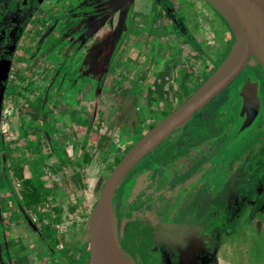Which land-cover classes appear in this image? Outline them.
I'll use <instances>...</instances> for the list:
<instances>
[{"label":"rangeland","instance_id":"1","mask_svg":"<svg viewBox=\"0 0 264 264\" xmlns=\"http://www.w3.org/2000/svg\"><path fill=\"white\" fill-rule=\"evenodd\" d=\"M70 1L65 0L66 9L56 24L43 27L49 31L41 51H36L39 42L35 39L22 40L21 44L29 45L16 54L19 58L0 56V264H72L77 249L88 243L93 208L116 160L190 97L232 44L223 19L204 0H159V5L152 0H111L95 5L94 10L87 9L92 0H76L87 9L80 12L69 10ZM1 2L4 10L6 1ZM129 2L128 34L110 58L108 38L116 18L112 15L108 22L107 13L114 3L124 8ZM50 14L51 9L47 17L54 18ZM19 19L12 18L16 23ZM93 20L103 23L100 30L89 38L79 36ZM7 42L1 43L0 52L12 43ZM247 68L264 81L258 66ZM228 88L198 118L196 114L188 128H180L172 140L167 138L155 149H168L170 155L174 147L185 145L189 135L207 136L210 130L216 135L212 129L224 136L230 133L224 112L236 106L222 101L232 91ZM213 151L187 153L185 164L172 170L182 178L168 189L161 190L169 178L167 171L161 170L154 179L143 174L141 181L142 168L132 170L112 206L115 239L123 256L129 252L134 263L137 259L135 264L174 262L148 237L162 243L165 210L188 178L189 164L201 165L200 159ZM148 157L146 165L164 159L159 153ZM223 162L217 160L218 168L208 178L206 201L214 197L227 174ZM250 162L249 169L228 180L241 201L219 197L218 206H206L209 212L217 211L203 217L207 234L196 231L202 250L193 246L181 250L180 264H264V168L261 160ZM16 168L22 170L23 181L43 184V203L28 208L16 203L24 183L16 180ZM150 200L152 204L146 207ZM191 202L192 197L179 212L185 225L201 221L197 206L202 200L194 204L193 216ZM172 219L165 223L172 227ZM195 230L190 227L184 232L191 235ZM205 239L209 244L205 245ZM181 240L174 238L176 244ZM86 251L88 245L77 264H90Z\"/></svg>","mask_w":264,"mask_h":264},{"label":"flooded vegetation","instance_id":"2","mask_svg":"<svg viewBox=\"0 0 264 264\" xmlns=\"http://www.w3.org/2000/svg\"><path fill=\"white\" fill-rule=\"evenodd\" d=\"M5 1H6L7 7L4 10L0 8V45L1 43L6 42V41L8 42L12 41V43L10 44L9 47H7L5 52L4 51L0 52V56L1 54H3L1 57H6V58L14 57L16 56V54L20 55L23 52V48H27L29 43L28 45L26 44L24 46L23 44H21L22 40H26V43H27L35 39L36 41L39 42L38 45L36 46V51H41L43 49L41 44L42 42L47 40V37H48L47 33L49 31L47 29H44L43 27L47 23L50 25L56 24L58 21V18L63 15L62 14L63 9H66L64 7L65 3H68V2H65V0H5ZM47 1L49 3H47ZM99 1L100 0H92L91 5H89L87 9L94 10L95 5H100L102 3H109L111 0H101L102 2H99ZM122 1L124 0H120V2ZM152 3L159 5V0H152ZM114 4H116L115 7L111 9L110 11H108L107 13L108 22L112 21L113 19L111 18L112 15H114L116 18V21H115V24L112 30V34L108 38V42H109L108 46L110 47L108 54L111 53L110 58L114 57V54L120 48L119 45H121V43L127 36L128 30L130 27V20L132 17V3L130 2L127 3V6L124 8L121 7L122 3H118V4L114 3ZM114 4H111V6ZM70 5L72 6L69 7V10H77V12H80V10H84L82 8H85V7H82L81 3L76 0L70 1ZM149 5L151 7V4ZM0 6H2L1 0H0ZM49 9H51L50 15H53L54 18L47 17ZM87 9L85 8V10ZM14 16L20 17L19 23H16V21L12 20ZM91 16H89V18ZM100 20L98 22H95L93 20L89 29L87 31L83 29L81 35L79 36L89 38L90 35L92 36L93 33L100 30L99 25L103 24L102 22L100 23ZM23 23H24V27L22 26ZM26 25L27 27H25ZM75 25H79L78 20L75 21ZM51 34L53 33L51 32ZM20 36H23L25 38H21ZM79 36H77V39L79 38ZM19 55H17L16 58H19ZM262 75L264 76L263 72H262ZM246 76H251L252 80L258 81L257 95L261 103L260 113H259L258 120L254 123V125L248 130H246L243 135L233 140L235 132L237 131L241 123V118L239 117V110L241 107V102H240V99L238 98V95L242 88L243 80L245 79ZM230 87L229 88L232 91H230V93L226 92V94L224 95L222 99V101H224V99L226 101L230 100L233 103V105L236 106L235 109L232 108L230 111L224 112V116L227 117L225 120L227 123V126L231 128L230 133L224 136L223 134H219V130H215V129H212V131L214 130V132H216V135L210 134L211 130L209 131V134L207 136L202 135L201 132L199 134L195 133L194 135H189L190 133L189 134L186 133V135L188 134L190 136L188 137L189 140L185 143L184 146L174 147L176 151L175 152L173 151L170 155L167 154L168 149H163V150L155 149L153 150V152L149 154V156H152L157 153L163 155L164 159L162 162H159L158 164L149 162L146 165V160L149 158L147 155L138 165L139 168H142V170L139 172V177H138L141 181L143 180L142 179L143 174H146V178L148 179L151 177H153L154 179L155 175L159 176L158 172H160L161 170L167 171L169 178L167 179V183L163 185L161 190L168 189L171 187V185L174 184L176 180L178 181V179L182 178L181 176L175 174V172H173L172 170L177 169L181 165L185 164L187 155L189 153L193 151H198V149H205V151L208 149L214 150L213 153H211L209 156H205L200 159L201 165H196L195 162H192L191 164H189V170L191 172L188 178L181 184L180 188L175 192L174 198L172 199L168 208L165 210L163 220H162V223L165 225V227L162 228L163 231L161 227L159 229V231H162V234H161L162 243L158 244L156 241H153L148 237V239L150 240V243L155 245L154 246L155 248L162 247L161 253H163L162 250H164L167 255L170 254V257L174 261V262L170 261L169 263L171 264H180V251L181 250L183 251L188 248L191 249L190 247L192 246H193L192 248L194 249L202 250V244L200 240L201 237L198 234L196 235L197 233L196 231H198L199 234L201 233L207 234L206 231L208 227L203 222L204 221L203 217L207 216L208 214L209 215L211 214L212 216L217 211V210L215 211L212 210L211 212H209V210L206 209V206H208V204L216 205V202H218L219 197L223 199L226 198L227 199L226 201H229V202L231 200L233 201L237 200V203L241 201L240 199L241 197L238 194H235V192L233 191V187L232 185H230V182L228 181L229 177L233 175L234 173L240 172V170H244V168L249 169L251 165V162H250L251 160L253 161L252 164H255L254 161H256L257 159L261 160L263 168H264V81L262 80V76L254 75L247 68L245 72L238 78V80ZM225 91H223L222 93H224ZM215 99H213L210 103H212ZM199 114H202V113H198L196 118H198ZM193 121L194 120H190L189 123H187L183 129L188 128L193 123ZM202 122L208 124L206 120ZM179 131L180 129L177 130L174 134H176ZM217 135L219 136L216 137ZM199 136L202 137V141L200 142L197 141V138ZM173 137L174 136L172 135L168 139L172 140ZM166 147L167 146H165L164 148ZM217 160L218 161L222 160L226 163L227 174L224 177V180L222 181V185L220 186V189L216 192V194H214V197H210L209 201H206V199L205 200L203 199V196L205 198L209 196L208 190H209L210 183L208 181V178L212 176L215 172V169L218 168L216 165ZM212 163L214 165L211 166ZM131 174L132 172L126 178H128ZM163 179L165 182L166 181L165 177ZM191 181H193L192 184H190L187 189L184 188ZM152 188L153 190L161 191L157 189V186H153ZM152 197L154 196L151 195V198ZM191 197H192V202H191L192 203L191 204L192 216L195 214L194 204L197 205L199 201L202 200V202H200L197 206L201 221H198L197 219H195V223H194L195 225H185L179 220L181 218L179 216V212L184 206V204L187 202V200ZM152 201L150 200L147 203L146 207L149 204H152L151 203ZM177 201L178 203L176 204ZM115 203H116V199H114L113 204ZM146 207L144 210H142V212L140 211L139 213H144L146 211ZM215 209H217V207ZM238 209L239 208H237V210ZM237 210H235V212H237ZM171 217L173 218L172 220H174L175 218L174 224H172L173 230H171L172 227L169 224L165 223V221L171 220ZM190 227H194V230L195 229L196 230L193 231L191 235H187L188 233L184 232V230ZM144 233L146 234L147 232H144ZM178 236L182 238V240L180 243L176 244L174 241V238ZM191 237H193V240H190ZM205 241H204L205 245L209 244L208 239H205ZM124 253H125V256H127L133 261L132 257L130 256L132 254H130L127 251H125ZM86 259L89 261V257ZM136 260H135V263H136ZM164 262L166 261L163 260V263ZM72 264H74L73 260H72Z\"/></svg>","mask_w":264,"mask_h":264},{"label":"water","instance_id":"3","mask_svg":"<svg viewBox=\"0 0 264 264\" xmlns=\"http://www.w3.org/2000/svg\"><path fill=\"white\" fill-rule=\"evenodd\" d=\"M226 23L232 44L220 64L178 108L150 128L116 163L104 181L89 223L88 257L90 264H102L99 242L103 229L121 253L115 239L112 206L125 178L163 141L184 127L207 104L235 83L247 66L257 65L264 73V0H204ZM238 98L241 123L237 139L258 120L261 103L258 81L246 76ZM193 181L184 188H188Z\"/></svg>","mask_w":264,"mask_h":264},{"label":"trees","instance_id":"4","mask_svg":"<svg viewBox=\"0 0 264 264\" xmlns=\"http://www.w3.org/2000/svg\"><path fill=\"white\" fill-rule=\"evenodd\" d=\"M228 30H229V28H228ZM229 33H230L231 43H232L233 36H232L230 30H229ZM227 51H228V49H227ZM227 51L225 52L224 56L226 55ZM224 56H223V58H224ZM214 68H215V66H213V68L208 73H206L204 79H206L213 72ZM150 128H152V126ZM120 159L121 158L117 159L115 163H118V161ZM88 161H89V159H87V162ZM14 176H15L16 180L23 181V173H22V170L20 168L14 169ZM77 177L79 179V175L78 174H77ZM23 182H24L23 186L20 189V198L18 199V201L16 203H18L20 205H23L26 208H28L29 206L34 205V204L43 203L44 198L46 197V194H44L42 192V190L44 189L43 184L42 183L32 184L29 180H26V181H23ZM55 210L57 211L58 208H56ZM86 245H88V243L84 242L82 246L86 247ZM82 246L77 249L76 254L74 255V257L73 256L71 257L72 260L74 261V264L78 262V259L81 256L80 254L83 251V247ZM86 258H88V252L87 251H86Z\"/></svg>","mask_w":264,"mask_h":264},{"label":"bare ground","instance_id":"5","mask_svg":"<svg viewBox=\"0 0 264 264\" xmlns=\"http://www.w3.org/2000/svg\"><path fill=\"white\" fill-rule=\"evenodd\" d=\"M113 220L114 216L112 214L111 222ZM109 236L110 235L106 231L105 226L99 242V253L102 264H133V262L127 256H123V254L118 251V249L109 240Z\"/></svg>","mask_w":264,"mask_h":264}]
</instances>
